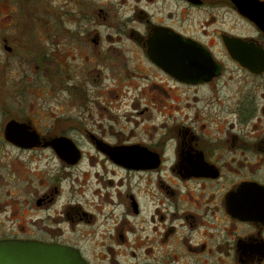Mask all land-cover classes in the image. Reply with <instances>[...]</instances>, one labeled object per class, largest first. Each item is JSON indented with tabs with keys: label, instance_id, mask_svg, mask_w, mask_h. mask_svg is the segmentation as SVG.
<instances>
[{
	"label": "flooded vegetation",
	"instance_id": "flooded-vegetation-1",
	"mask_svg": "<svg viewBox=\"0 0 264 264\" xmlns=\"http://www.w3.org/2000/svg\"><path fill=\"white\" fill-rule=\"evenodd\" d=\"M3 241L264 264V0H0Z\"/></svg>",
	"mask_w": 264,
	"mask_h": 264
},
{
	"label": "water",
	"instance_id": "water-1",
	"mask_svg": "<svg viewBox=\"0 0 264 264\" xmlns=\"http://www.w3.org/2000/svg\"><path fill=\"white\" fill-rule=\"evenodd\" d=\"M0 264H86L71 249L35 246L30 242H0Z\"/></svg>",
	"mask_w": 264,
	"mask_h": 264
}]
</instances>
